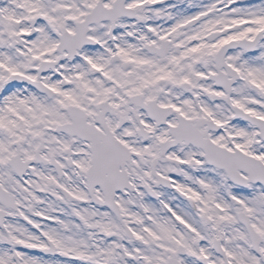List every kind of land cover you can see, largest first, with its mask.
<instances>
[{
    "label": "snow or ice",
    "instance_id": "1",
    "mask_svg": "<svg viewBox=\"0 0 264 264\" xmlns=\"http://www.w3.org/2000/svg\"><path fill=\"white\" fill-rule=\"evenodd\" d=\"M0 264H264V0H0Z\"/></svg>",
    "mask_w": 264,
    "mask_h": 264
}]
</instances>
